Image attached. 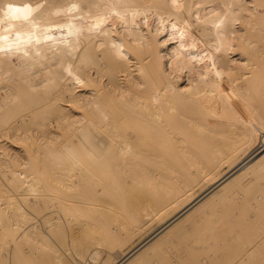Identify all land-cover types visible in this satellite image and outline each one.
<instances>
[{"label":"bare ground","instance_id":"6f19581e","mask_svg":"<svg viewBox=\"0 0 264 264\" xmlns=\"http://www.w3.org/2000/svg\"><path fill=\"white\" fill-rule=\"evenodd\" d=\"M33 1L60 8L63 24L40 29L35 20L38 18L19 19L25 14L22 9L14 14L16 22L5 19V27L16 23L13 28L16 30L2 28L7 38L0 37V83L18 78L24 88L19 80L21 89H10L6 86L8 82L0 86V126L15 120L16 125L11 129L25 131L24 111L33 109V103L46 105L40 117L46 115V108L58 107L56 99L46 98L38 90L53 84L65 86L66 80H73L69 76L72 73L87 82L93 73L89 74L87 53L82 48L92 36L93 28L125 37L121 31L124 25L117 31L113 27L117 20L126 21L132 40L141 39L140 43L144 42L148 49L146 57L138 58L139 78L128 77L122 85L119 78L129 76V60L123 59L126 54L123 52L129 46L113 41L114 46H109L111 66L122 70L109 75L113 89L110 105L100 103L105 90L99 93L100 82L96 86L93 80L90 89L94 98L80 94L81 98L72 99L80 100L82 114L91 117L79 126L77 136L60 143L59 147L39 143L38 146L30 137L36 146L31 143L29 152L33 146L39 150L42 147L44 164L36 166L38 157L36 164L30 157L33 152L27 153L26 149L30 162L35 164L32 162V167H28L31 176L27 171L29 178L15 171L18 177H14V198L0 200V264L21 261L24 244H35L36 249L44 251L40 260L45 264H67L50 241L59 239L60 232L75 214L86 218L80 226L85 236L76 247L81 264L84 261L87 264H147L155 258L158 264H264V193L256 192L254 200L248 193L252 187L249 181L241 179L251 167L264 176V116L251 122L250 118L246 119L247 103L241 110L246 112L245 118L240 111L242 119L234 115L237 110L228 107L234 89L247 91L243 92L249 102L252 100L250 93L246 96L248 89L256 93L264 90V0ZM48 11L49 8L42 10L41 17ZM189 13L192 15L187 17ZM139 14L143 18L139 19ZM142 24L150 27L144 34L140 30ZM186 24L190 30L183 32L178 44L169 48L168 42L177 36L174 30ZM193 31H198V36L191 40L188 35ZM77 47L80 51L69 59L67 68L66 55L64 62L56 53L62 50L71 54ZM139 55H133L134 59ZM172 56L173 65L167 63ZM61 60L66 69L62 68ZM76 60L81 61V67L73 66ZM55 65L65 71L54 70ZM49 69L50 76L39 75L40 71ZM120 71L124 73L118 74ZM85 85L81 84L82 88ZM74 86L71 81L65 91L70 94ZM252 98L256 99L253 94ZM256 100L251 104L259 105ZM227 111H235L229 112L235 116L232 115L234 119L231 114L228 116L231 123L226 117L220 120L223 124L217 122ZM213 119L216 120L212 122ZM59 120L56 118L54 122L60 125ZM224 120L234 126L239 123L236 127H240L245 141L240 150L245 154L230 164L225 173L218 174L220 165L230 161L239 150L232 141L227 143L232 137L224 140L230 134L228 129L223 136ZM39 126L48 125L41 120ZM64 133L62 138L69 134ZM5 155L3 160L19 158L9 152ZM1 159L2 155L0 162ZM205 182L208 185L194 194ZM154 222L158 223L154 230L124 250ZM163 248L174 252L172 259L149 254Z\"/></svg>","mask_w":264,"mask_h":264},{"label":"rangeland","instance_id":"374dc122","mask_svg":"<svg viewBox=\"0 0 264 264\" xmlns=\"http://www.w3.org/2000/svg\"><path fill=\"white\" fill-rule=\"evenodd\" d=\"M18 1H20V5H19V2ZM59 1H62V0H56V2H59ZM4 2V3H3ZM22 2V3H21ZM7 5H6V4ZM29 3V4H28ZM39 4V5H38ZM17 5H18V7H17ZM28 6V7H27ZM49 6V7H48ZM31 7V8H30ZM52 5H50V4H48V3H40V2H37V1H33V0H0V23H1V27H0V37H2L3 39H5L6 40V34H5V31L4 30H6L5 28H10V29H7L8 31H13V30H16V29H13L14 27L16 28V23L14 24L13 23V26L11 25H7L6 27H5V25L7 24V22H10V21H12L13 20V22H16L17 21V18H15L14 19V14L16 13V12H18L19 10H21L22 9V11H24L25 12V14L21 17V18H19V19H23V20H29L30 18H32V17H34V19L35 18H38V19H35L36 20V24H37V26L40 28V29H46L48 26H55V24L56 25H61V24H63V22L60 20V15L59 14H61V11H60V8L58 9V8H55V7H52ZM49 8V11H48V13L47 14H43L42 15V17H41V12H42V10H46V9H48ZM53 8H55V9H53ZM25 9V10H24ZM57 9V10H56ZM27 10V11H26ZM5 11V12H4ZM3 12V13H2ZM10 13V14H9ZM51 13H53V14H51ZM11 16H9V15ZM33 14L35 15V14H37V16L38 17H36V16H33ZM8 15V16H7ZM53 15H54V17H53ZM56 15H58V16H56ZM192 15V13H189V14H187L186 16L188 17H190ZM4 17V18H2V17ZM143 15L142 14H139V16H138V18L139 19H141V18H143L142 17ZM9 17V18H8ZM55 17H57V18H55ZM59 17V18H58ZM41 18V19H40ZM55 18V19H54ZM5 19H9V21H7L6 22V20ZM5 20V21H4ZM54 20H56L55 22H54ZM58 21V22H57ZM61 21V22H60ZM3 23H5V24H3ZM47 25H46V24ZM115 24H114V27H113V29H115L116 31L117 30H119L120 29V27L121 26H125V29H122L121 31L124 33V36L126 37H122L121 35H119V36H121V37H119L118 35H116L115 33H113V32H109V33H106V32H104L102 29H100V28H93V30L91 31V34H92V36L89 38V40H87V42H86V44L84 45V48H82V51L87 55V57H86V64H87V69L89 70V74L91 75V73H93L92 74V76L87 80V82H82V77L80 78V76L77 74V73H72V74H70L69 76L70 77H73L72 79L73 80H66L65 81V86H64V83L61 85H55V84H53L52 85V87H45V88H41L40 90H38V91H40V92H42L43 91V94H45V96H46V98L48 97V98H51V96H52V98H54V99H56V102H57V104H58V107L55 109V108H50V110L48 109V108H46L44 111H45V113H46V115H43V117H40V114L43 112V107L44 106H46V105H43L42 103H39L38 104V102L37 103H35L36 104V106H35V104L33 103L32 104V107L31 108H33V109H30L29 111H24L25 112V114H24V127H25V131H22L21 129L20 130H17L16 132L15 131H13V129H11V127L13 128L16 124H15V120H13L12 122H9V124L8 125H6L5 127L4 126H0V147L1 146H6V148L7 149H5V151H2L1 149H0V155H2V159H1V162H0V200L1 201H5L6 200V198H7V200L8 199H10V198H14V192H13V186L15 185V183L16 182H14V181H16L15 180V178L16 177H18V174L15 172V171H18V172H21V173H23V175H24V173H25V175L27 174V175H29V173H30V171L28 170V169H30V168H28V167H32V165H31V163L34 161L36 164H37V162L36 161H38V165H36V166H42L44 163H43V160H42V158H41V156H42V154L41 153H43L44 151H43V148L41 147L40 149L42 150H39V149H37L38 148V146H40V145H44V146H48V147H50L51 145H57L58 147H59V145H60V143L62 144V143H67V141L68 140H70V139H72V138H74L75 136H77V130L78 129H80V125H82V124H86V120L87 119H90L91 117L88 115V117H86V113L84 114H82V107H80L79 105H81V102H80V100L79 101H74V100H72V99H75V96L76 97H79V98H81V95L82 94H84V97L86 96L87 98H89V99H91V98H94V96H93V93H92V90L93 89H90V85H91V83L93 82V80H94V82L92 83V84H94V85H96V86H98V84H99V82H100V84H101V86H100V84H99V87L98 88H100V87H102V88H100L99 90V93L100 92H102V91H104V92H102L103 94H102V96L105 94V96L104 97H102V98H106V100L105 99H101V97L99 98L100 99V103L102 104V105H110V101H111V99L109 98V96H111V98H112V93H113V89H112V87L109 85V81H110V76H111V74H112V72L114 71H116V70H122V68L121 67H117V69L116 68H114V69H112V66L111 65H113L112 64V62L110 61L111 60V53H109L110 52V47L111 46H114V42L116 41V43H119V44H121L122 45V43L126 46V47H128V48H126L127 50L128 49H131V51H133V49L132 48H134L135 47V50L131 53L129 50L127 51L126 49H125V51L123 52L125 55H124V58L123 59H128L129 60V65H130V70H128V72L127 73H129V76H127V77H125V79H123V78H119L120 79V81L119 82H122V85H124V83H126V80H127V78L129 77H133V78H135L136 77V79H138L139 78V73H138V71H137V66H138V64H137V62H138V58H140V59H143L144 57H146L147 56V49H148V45H146L144 42H141L140 43V41H141V39H138V42H137V40L136 41H133L132 40V33L130 32V30H129V25H127L128 23H126V21H118L117 20V22L115 21L114 22ZM126 25H125V24ZM188 24H190V23H188ZM192 25V24H191ZM127 26H128V28H127ZM144 26H145V28H144ZM187 26H189V25H185V26H178L174 31L177 33V38L176 37H174V38H172V39H170V41L168 42V44H169V48L170 47H172V46H175V45H177L178 44V42L183 38V32H185V33H187V31L188 30H190V29H188V27ZM42 27V28H41ZM193 27H195V25L193 24ZM4 30H3V29ZM30 28V27H29ZM28 28V29H29ZM146 28H147V30L149 29L150 30V27L148 28L146 25H141V28H140V30H141V33H143L144 34V32H147V30H146ZM128 29V30H127ZM183 31H182V30ZM25 30H27V28H25ZM94 31V32H93ZM129 31V32H128ZM7 32V31H6ZM93 32V33H92ZM175 33V34H176ZM184 33V34H185ZM198 31H196V33H195V31H193V33H191L190 35H188V37L189 38H191V40H194L195 38H197V36H198ZM145 34H148V33H145ZM197 34V35H196ZM114 35V36H113ZM107 36V37H106ZM111 37V38H110ZM119 37V38H118ZM180 37V38H179ZM123 38H124V41H123ZM110 39H112V40H110ZM122 39V40H121ZM143 39V38H142ZM152 39V38H151ZM144 40V39H143ZM176 40V41H175ZM114 41V42H113ZM123 41V42H122ZM131 41V42H130ZM127 43V44H125V43ZM106 43H107V45H106ZM134 43V44H133ZM174 43V44H173ZM144 44H145V46H144ZM110 46V47H109ZM124 46V47H125ZM147 46V47H146ZM107 47V48H106ZM105 48V49H104ZM140 48H143V50L142 49H140ZM147 48V49H146ZM76 49V48H75ZM90 49V50H89ZM77 50H79V48L77 47V49L76 50H74V52L73 53H71V54H68V53H66V52H63L62 50H60V52H58V53H56V55L57 56H60L59 58H62V60L64 61V59L66 60V58H67V64L65 65V61L63 62L62 60V62H61V66H62V68H64L65 66L68 68V64H70V60H72V57L74 56V54H75V57L78 55V51ZM80 51V50H79ZM95 53H94V52ZM146 52V54H145V52ZM131 54H133V55H139V56H141V57H136L135 59H134V56L133 55H129L130 53ZM136 52H137V54H136ZM141 52V53H140ZM59 53H60V55H59ZM66 55V58H63V57H65V55ZM68 54V55H67ZM77 54V55H76ZM97 54H99V55H97ZM62 55V56H61ZM64 55V56H63ZM70 55V56H69ZM131 56V57H130ZM90 57V58H89ZM171 58H173V56L172 57H168V59H167V63H169V64H172L173 65V61H172V59ZM70 59V60H69ZM97 59H99V60H101V61H99V60H97ZM109 59V60H108ZM134 59V60H133ZM137 60V61H136ZM135 61V62H134ZM53 63H55V61H52ZM134 62V63H133ZM90 63V64H89ZM93 63V64H92ZM133 63V64H132ZM95 64V65H94ZM65 65V66H64ZM68 65V66H67ZM81 65H82V63H81V61H79V60H76V61H74L73 62V66L74 67H76V66H78V67H81ZM96 66L97 65V68L96 67H93V66ZM61 66H57V65H55V66H53V68H54V70H56V71H62V72H64L65 71V69H66V67H65V69L63 70H61ZM102 66V67H101ZM58 69H57V68ZM102 69H101V68ZM52 68V69H53ZM95 69V70H94ZM51 69H49V70H45V71H40L39 72V75L42 77V76H45L46 74V76H50L49 74L51 73V71H50ZM109 70V71H108ZM50 71V72H49ZM58 71V72H59ZM46 73V74H45ZM124 72H119L118 74H123ZM72 75V76H71ZM78 75V76H77ZM110 75V76H109ZM68 76V77H69ZM77 76V77H76ZM78 78V79H77ZM106 78V79H105ZM19 79L18 78H15V80L13 79L11 82H6V81H4V82H2V83H0V86H4V85H6L5 83H7V85L6 86H8L10 89L12 88V89H21V87H20V84H21V86H22V88H24V86L22 85L23 83L21 82L20 83V80H19V83L20 84H18V81ZM71 81H72V83H73V86H74V89H72L71 90V93L70 94H68L66 91H65V89H67L66 88V85H68V84H70L71 83ZM79 81V82H78ZM53 83L55 82V80L54 81H52ZM78 82V83H77ZM4 83V84H3ZM11 85H10V84ZM13 83H17V84H13ZM87 83L89 84V86L87 85ZM2 84V85H1ZM81 84H82V86H83V84L87 87L88 86V88H86L85 86V88L83 89L82 88V86H81ZM17 85H19V86H17ZM13 86V87H12ZM57 86H59L58 88H57ZM81 88H80V87ZM19 87V88H18ZM76 88H78V90L76 89ZM92 88V87H91ZM134 88H136V87H133L132 89H134ZM43 89V90H42ZM54 89H56L55 91H54ZM80 89V90H79ZM136 89H139V88H136ZM58 90V91H57ZM61 90V91H60ZM75 90V91H74ZM102 90V91H101ZM239 89H234L233 90V92H232V94L233 95H231L232 97L230 98V100L228 101V104H229V106L228 107H231V110H233V109H235V111L237 110L238 112H236L234 115L235 116H239V119H242V118H240L242 115V113H243V115H244V113L246 114V112H247V115H246V119L247 120H249V118H250V120L249 121H251V122H256V120H257V117L258 116H261V117H263L264 116V90H262V91H260L259 93H256V92H254V91H252V90H250V89H248V93H247V97H248V95L250 96V94H251V97H250V100H252L253 101V103H255L254 101L256 100V103H259V105L257 104V106H256V104H255V106H254V104L252 103L251 104V102L252 101H248V98L246 99L245 98V95H244V92L243 91H245V90H243V89H240L241 90V94L239 93V91H238ZM249 90H250V92H249ZM73 91V92H72ZM237 91H238V93H237ZM21 92V91H20ZM20 92H19V94H20ZM51 92V93H50ZM61 92V93H60ZM247 91H245V93H246ZM74 93V94H73ZM250 93V94H249ZM255 93V94H254ZM81 94V95H80ZM252 94H253V97H256V99L254 100V98H252ZM258 94V95H257ZM242 95H244V96H242ZM255 95V96H254ZM74 98H73V97ZM90 96V97H89ZM108 96V97H107ZM237 96V97H236ZM62 97V98H61ZM83 98V97H82ZM236 100H235V99ZM107 99H109L108 100V102H107ZM104 100V101H103ZM259 100V101H258ZM262 100V101H261ZM105 101H106V103H105ZM233 102L232 104H231V102ZM240 101H242V102H240ZM45 102V101H44ZM46 102H47V99H46ZM247 103V105L245 106V104ZM38 104V105H37ZM243 104H244V106L246 107V109L248 108V110H246V112H242L243 111V109H245V107L243 106ZM73 106V107H72ZM234 106V107H233ZM237 106V107H236ZM42 107V108H41ZM76 107V108H75ZM258 107V109H256ZM34 108H37V109H34ZM61 108V109H60ZM74 108V109H73ZM233 108V109H232ZM42 109V110H41ZM76 109V110H75ZM229 110H230V108H228ZM37 110H40L39 112L37 111ZM61 110V111H60ZM79 110H81V112L79 111ZM84 110V109H83ZM242 110V111H241ZM42 111V112H41ZM51 111H53V113L51 112ZM60 111V112H59ZM85 111V110H84ZM89 111H92V110H89ZM235 111H233V112H235ZM240 111L242 112V113H240ZM47 112H48V114H47ZM229 112H232V111H229ZM229 112L227 111V113H225V114H223V118L221 119V117H219L218 119L219 120H216V119H213V120H211L212 122H214V120H216L217 122H219L220 120H223L225 117L227 118V120L231 117L232 119H234L233 118V114H231V116L230 117H228L230 114H229ZM232 112V113H233ZM30 113H32V114H30ZM35 113V114H34ZM37 113V114H36ZM45 113H43V114H45ZM60 113H61V115H60ZM65 113V114H64ZM57 114V115H56ZM237 114V115H236ZM239 114V115H238ZM32 115V116H31ZM38 115H39V117H38ZM54 115V116H53ZM63 115V116H62ZM84 115V116H83ZM224 115H226V116H224ZM233 115V116H232ZM241 115V116H240ZM42 116V115H41ZM46 118H45V117ZM47 116L49 117V118H47ZM79 116V117H78ZM234 116V117H235ZM27 117V118H26ZM73 117V118H72ZM56 118H60V120H59V122H60V125L59 124H56V122H54L55 121V119ZM225 118V119H226ZM243 118H245V115L243 116ZM43 119H45V120H43ZM54 119V120H53ZM83 119H84V121H83ZM245 119V120H246ZM41 120H42V122H44V123H47V125L48 126H46V128H43V127H41V126H39L38 127V125H39V123L41 122ZM65 120V121H64ZM52 121H53V124L51 125L50 123H52ZM76 122H78V123H76ZM223 122H227L226 124L224 123V125H226L225 126V128L224 127H222V129H223V136L225 137L226 135H224L225 133H227V131L226 130H230V131H228V136L227 137H223L224 138V140L226 141V138H228L229 136L230 137H232V139L230 140V142H227V143H232L233 144V146L235 147V149H239V150H237L236 152H235V155L233 156V158L230 160V161H228V162H223L221 165H220V167H219V170H218V174H223V173H225L226 172V170L228 169V167L230 166V164H232V163H234V162H236L237 160H239L240 158H242L243 156H244V154H245V152H242L240 149L242 148V147H244V139L241 137V135H240V127L239 128H237L238 126H240L239 125V123H238V125H235L234 126V123H232V124H230L231 122H230V119H229V122L228 121H226V120H224ZM34 123V124H33ZM65 123V124H64ZM219 123H222L221 121L219 122ZM229 123V124H228ZM27 124H30V125H27ZM67 124V125H66ZM223 124V123H222ZM27 125V126H26ZM33 125V126H32ZM50 125V126H49ZM65 125H66V128H65ZM233 125V126H232ZM54 126V127H53ZM237 126V127H236ZM7 127V128H6ZM35 127V128H34ZM78 127V128H77ZM231 127V128H230ZM5 128V129H4ZM53 128H55V129H53ZM76 128V129H75ZM4 129V130H3ZM6 129H7V132H6ZM8 129H10L11 130V134H8V133H10L9 131L10 130H8ZM34 129V130H33ZM36 129V130H35ZM38 129V130H37ZM50 129V130H49ZM73 129H74V131H73ZM224 129H225V131H224ZM235 129V130H234ZM238 129V130H237ZM29 132H28V131ZM40 130V131H39ZM46 130V131H45ZM76 130V131H75ZM233 132H232V131ZM237 130V131H236ZM239 131V132H238ZM13 132H14V134H13ZM23 132H25V133H23ZM61 132V133H60ZM64 132H66V133H69V134H67V136H66V138H67V140H65L64 141V138H62V134H64V135H66ZM71 132H72V134H71ZM74 132H76V133H74ZM222 132V131H221ZM231 132L233 133V134H231ZM237 132H238V134H237ZM29 133V134H28ZM14 135V138H13V135ZM61 134V135H60ZM237 136H236V135ZM11 135V136H10ZM50 135V136H49ZM63 135V136H64ZM8 136H10V137H8ZM234 136V137H233ZM20 137V138H19ZM30 137H31V139L33 140V142L34 143H36L37 145H38V143L40 144V145H38L37 146V148L35 147L36 145L32 142V140L30 139ZM51 137V138H50ZM54 137V138H53ZM235 137H237L238 139H236ZM241 137V138H240ZM10 138V139H9ZM36 138V139H35ZM47 138V139H46ZM65 138V139H66ZM229 138L227 139V140H229ZM263 138H264V135H263ZM12 139V140H11ZM13 139H15V140H13ZM56 139V140H55ZM222 139V138H221ZM220 139V140H221ZM236 139V140H235ZM2 140V141H1ZM21 140V141H20ZM30 140V141H29ZM46 140V141H45ZM61 142H60V141ZM232 141V142H231ZM235 141V142H234ZM1 142H2V144H1ZM4 142V143H3ZM7 142V143H6ZM21 142H24L27 146H25V144L23 143L22 145H24V146H22L21 145ZM26 142H28V143H26ZM50 142V143H49ZM15 143H16V145H15ZM31 143H32V145L34 144L35 146H33L32 147V150L29 152V149H31ZM47 143V144H46ZM55 143H57V144H55ZM225 143V142H224ZM29 144H30V146H29ZM8 145V146H7ZM21 145V146H20ZM24 148V149H23ZM26 149H28V151H26ZM11 150V151H10ZM24 150V151H23ZM45 150V149H44ZM15 151V152H14ZM28 153H30L31 154V152H33V154L35 153V155H33V154H31L30 155V157L32 158V162H30V160H31V158L29 157V154H27L26 152ZM7 152H9V153H12V154H17L18 155V160L17 159H14V160H12V159H8V158H6V159H8V160H3L4 158H5V153H7ZM26 154H25V153ZM241 153V154H240ZM33 156H35V157H33ZM38 157V160H37V157ZM34 158V159H33ZM20 159V160H19ZM41 159V160H40ZM9 160H11V161H9ZM3 161H5L4 163H3ZM7 161V162H6ZM40 161H42V163L40 162ZM10 162H12V165H11V163ZM18 162H21L22 163V165H18ZM34 162H33V164H34ZM39 162H40V165H39ZM16 163V164H15ZM6 165V166H5ZM14 165V166H13ZM18 165V166H17ZM29 165V166H28ZM35 165V164H34ZM33 165V166H34ZM17 166V167H16ZM27 166V167H26ZM13 167H16L17 168V170H16V168L14 169ZM21 167V168H20ZM21 170H20V169ZM12 169H14V170H12ZM19 169V170H18ZM23 169V170H22ZM25 169H27V170H25ZM5 170V171H4ZM9 170V171H8ZM11 171V172H10ZM24 171V172H23ZM25 171H27V173L25 172ZM254 171V172H253ZM12 172H14V173H12ZM10 179L9 181H7L6 179H5V176H4V174ZM260 174H262V175H260ZM26 175V176H27ZM29 176H31V174L29 175ZM29 176H27V178H29ZM15 177V178H14ZM13 178H14V180H13ZM252 178V179H251ZM264 176H263V173H261V172H259V171H256V169L255 168H249L246 172H245V174H244V176L241 178V179H243V181H249V186L251 187V188H249V190H248V193H250V196L252 195V197L254 198V200L255 199H257V196H256V198L254 197L255 195H256V192H257V194H262V193H264ZM12 179V180H11ZM2 180V181H1ZM5 180V181H4ZM2 182V183H1ZM5 182H7V183H5ZM10 183V184H9ZM12 183H14V184H12ZM4 184L5 185H7L6 187H4ZM8 185L10 186L11 185V187H8ZM208 185V182H205V183H203V184H201L199 187H197L195 190H194V194H197L198 192H200V190H202V189H204L206 186ZM8 188V189H7ZM10 188V189H9ZM8 190H10V192L8 191ZM12 190V191H11ZM7 191V192H6ZM15 191V190H14ZM9 192V193H8ZM254 195V196H253ZM10 197V198H9ZM264 199V198H263ZM262 199V201H264ZM10 201H11V199H10ZM73 219L72 220H70V222H69V224H67L66 226H65V228H63V230L60 232V236H58L59 237V239L57 238V237H55V238H53V240L52 241H50V244H51V246L57 251V254H59L60 256H61V258L65 261V262H67V264H81V262H78V259L79 260H81L80 258H79V255H77L76 254V247H78L79 246V244H81V242L83 241V237L85 236V232H84V229L82 228V227H80L81 226V223H84V221H85V217H83L82 215H80V214H75L74 215V217H72ZM76 224V225H75ZM74 225V226H73ZM79 225V226H78ZM157 225H158V223L157 222H154V223H152V224H150L144 231H142L140 234H138L137 236H136V238L133 240V242L132 243H129L127 246H125V248H124V250H127L128 248H130V246H132L133 244H135L136 242H138L139 240H141L142 238H144L147 234H149L152 230H154L156 227H157ZM78 227V228H77ZM80 228V229H79ZM79 231H78V230ZM68 232V233H67ZM71 232V233H70ZM61 237H63V238H61ZM59 245V246H58ZM22 248V247H21ZM37 247L35 246V244H24L23 245V248H22V251L24 252V255H23V259L22 260H25V263H24V261H20V260H14L13 262H11L10 264H45V262H43V261H41L40 259H41V257H42V255H41V253L42 252H44V251H39V249H36ZM65 248H67V249H65ZM70 249V250H69ZM45 250V249H44ZM47 251V250H46ZM71 251V252H70ZM22 252V253H23ZM26 253H27V255H28V257H27V255H26ZM174 252L173 251H171L170 249H166V248H163V249H155L154 251H151L149 254L150 255H152V254H156V255H159L160 257H169L170 259H172V257H173V254ZM67 254V255H66ZM47 255H50V254H48V252H47ZM65 255H66V257H65ZM155 255V256H156ZM24 256H26V257H24ZM63 256V257H62ZM30 257V258H29ZM29 258V259H28ZM69 259V260H68ZM84 263L85 264H87L85 261H84ZM83 263V264H84ZM174 263V262H173ZM5 264H9V263H5ZM147 264H158V259H154V260H151V261H149V263H147ZM174 264H176V263H174ZM190 264V263H189Z\"/></svg>","mask_w":264,"mask_h":264}]
</instances>
